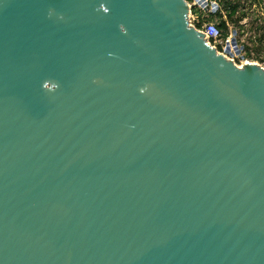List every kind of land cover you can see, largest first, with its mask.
<instances>
[{
    "label": "water",
    "instance_id": "obj_1",
    "mask_svg": "<svg viewBox=\"0 0 264 264\" xmlns=\"http://www.w3.org/2000/svg\"><path fill=\"white\" fill-rule=\"evenodd\" d=\"M190 13L0 0V264H264V69Z\"/></svg>",
    "mask_w": 264,
    "mask_h": 264
},
{
    "label": "rangeland",
    "instance_id": "obj_2",
    "mask_svg": "<svg viewBox=\"0 0 264 264\" xmlns=\"http://www.w3.org/2000/svg\"><path fill=\"white\" fill-rule=\"evenodd\" d=\"M230 3L232 6L238 5V11L228 22V33L231 36L236 32L239 46L245 47L241 57L234 58V64L238 67L248 63L257 64L264 69V43L261 48L260 41L264 32V0H230ZM201 11L204 14V21L219 22L215 18L211 20L210 13ZM222 13L225 15V12ZM224 19L227 20L226 17Z\"/></svg>",
    "mask_w": 264,
    "mask_h": 264
},
{
    "label": "built area",
    "instance_id": "obj_3",
    "mask_svg": "<svg viewBox=\"0 0 264 264\" xmlns=\"http://www.w3.org/2000/svg\"><path fill=\"white\" fill-rule=\"evenodd\" d=\"M190 6L191 13L193 10H204L201 6L205 3V0H186ZM211 9L208 13L215 15L219 10V4L212 0H207ZM202 12V11H201ZM189 24L191 27L202 33L208 44L217 50L218 54L224 55L228 60L234 62V58L237 57L232 49V38L233 34L227 38L223 37L222 31L218 28L217 23L204 21V14H191ZM237 38V37H236ZM227 46L231 47V54L226 53ZM245 50V49H244Z\"/></svg>",
    "mask_w": 264,
    "mask_h": 264
},
{
    "label": "trees",
    "instance_id": "obj_4",
    "mask_svg": "<svg viewBox=\"0 0 264 264\" xmlns=\"http://www.w3.org/2000/svg\"><path fill=\"white\" fill-rule=\"evenodd\" d=\"M215 1L219 4L220 10L215 14H210V19L212 20L213 18L219 20V22H217V26L218 28L222 31L223 33V37L227 38L229 37V33H228V22L231 21V19L237 14L238 11V5L232 6L230 3V0H224V2H222V0H212ZM225 12V15L222 13ZM193 14H203L200 10H193ZM227 18L224 19V18ZM260 41L262 42V47L263 48V43H264V32L261 35V39Z\"/></svg>",
    "mask_w": 264,
    "mask_h": 264
},
{
    "label": "clouds",
    "instance_id": "obj_5",
    "mask_svg": "<svg viewBox=\"0 0 264 264\" xmlns=\"http://www.w3.org/2000/svg\"><path fill=\"white\" fill-rule=\"evenodd\" d=\"M142 91H143V89H142Z\"/></svg>",
    "mask_w": 264,
    "mask_h": 264
}]
</instances>
